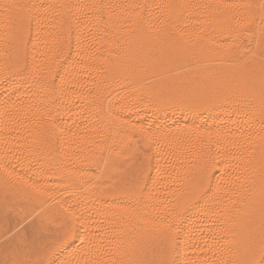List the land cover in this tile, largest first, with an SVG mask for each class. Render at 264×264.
<instances>
[{
  "label": "snow or ice",
  "instance_id": "6c2138e0",
  "mask_svg": "<svg viewBox=\"0 0 264 264\" xmlns=\"http://www.w3.org/2000/svg\"><path fill=\"white\" fill-rule=\"evenodd\" d=\"M193 25L220 28L234 42L236 30L248 25L247 33L258 37L256 47L240 56L253 62L244 89L193 95L174 88L152 94L148 107L153 117L171 113L195 124L207 111L225 113L226 121L215 116L219 125L173 130L141 119L149 113L139 106L125 115L133 109L112 104L126 79L119 53L110 47H119V33L131 30L198 61L213 50L204 46L206 29ZM47 28L53 29L47 32L50 46L41 51ZM0 88V170L19 201L5 199L0 264H81L88 253L84 264H195L181 256L189 248L204 253L199 264H264V0L0 3ZM9 140L19 147L10 149ZM77 142L79 153L66 150ZM16 152L20 163L13 165ZM133 164L132 178L104 193L111 197L103 202L106 212L76 198L81 173L94 171L100 186ZM225 177H234L231 188ZM257 181L259 220L253 212L241 256L226 246L234 223L230 193L247 198ZM14 214L20 216L15 227ZM204 220L207 235L203 223L194 226ZM145 238L158 242L159 259L141 258Z\"/></svg>",
  "mask_w": 264,
  "mask_h": 264
},
{
  "label": "bare ground",
  "instance_id": "6f19581e",
  "mask_svg": "<svg viewBox=\"0 0 264 264\" xmlns=\"http://www.w3.org/2000/svg\"><path fill=\"white\" fill-rule=\"evenodd\" d=\"M10 2V0H0V3ZM17 2L27 3L34 2V0H17ZM85 2V0H81ZM124 2L139 3V4H161L166 3L168 0H124ZM191 3H204V2H235V3H252L258 4L260 0H188ZM155 11V9H153ZM193 27H203L207 31L208 39L204 41V46L207 49L213 50L212 52L204 55L198 61L184 57L178 53L172 52L170 49L163 45L153 46L145 41L138 34L131 30L123 31L119 33V47L111 45L115 52L119 53V59L125 69L126 79L122 84L113 92L112 104L122 105L133 109L132 112H126L125 115H134L137 111V106L141 113L148 111V117L141 115V119H147L152 123H157V126L168 125L173 130L175 129H188L199 127L203 125L212 126L213 124L219 125L221 120H214L211 117L220 116L224 120H227L225 113L207 112L202 115L204 119H197L195 124L192 122V118L180 119L179 117L174 119L171 113H158L155 117L152 116V110L148 107L152 98V94L168 92L174 88H180L191 94H203L214 93L218 91H235L240 92L244 89L246 79L248 77L252 61H242L240 56L247 55L246 49L251 46L256 47L257 36H253L247 33L246 29L248 25H242L236 31L238 35L233 41V37L228 32L214 28L210 25H193ZM52 28H47L43 34V39L40 44V50L46 51V44L50 46V41L47 37V32L52 31ZM116 58L115 56L113 57ZM120 88L126 89L119 96L116 92L120 91ZM3 89L0 88V99L3 98ZM79 91V89H78ZM119 111V109H115ZM4 117L3 112L0 110V123H2ZM2 131V128H0ZM13 137L17 134L13 133ZM19 143L15 140H9V148H17ZM249 149L252 146H248ZM225 148L232 149L231 144H225ZM66 150L71 152H80V146L77 143H73L70 148ZM4 147L0 144V159H3ZM247 154V153H245ZM258 154V150H257ZM20 153L16 152L11 155V163L18 165L20 162L15 158ZM87 156V152L83 154ZM83 158V157H82ZM5 163L8 161L5 160ZM48 163V161H46ZM103 167V165H101ZM127 171L122 173H113L118 175L119 179L116 181H110L109 184L99 185V181L93 172H84L77 178L78 191L76 198L82 201H91L89 208L95 205V211L104 213L107 211V205L103 203L105 200H110L111 197L104 195L113 191V186L120 183L123 180H130L133 165L125 166ZM17 172L27 171L26 167H17ZM3 171L0 170V234H2L5 227L4 224V203L5 199L10 203L18 204V198L11 188L6 189L2 180ZM234 177H225L228 181L227 187H232V180ZM231 200L233 203L229 205L232 211V219L234 223H230L228 227L231 229L227 235L229 248L235 249L241 256L244 253L246 245L249 241V225L252 222V213L255 212V220H259V207H260V185L257 181L256 187L249 194L247 198L240 195L231 194ZM68 198L67 196L65 197ZM20 216L14 214L12 216V226L15 227V221ZM97 219H103V216L97 217ZM195 219V218H194ZM40 222L39 218L36 219V224ZM200 223L205 225V235H207V220L196 221L194 226H199ZM28 231H32L31 217L29 223L26 225ZM92 231H96L95 228ZM199 235V233H197ZM143 252L141 258L147 262H151L160 258L159 251L154 249L159 248V244L149 238H145L142 242ZM187 255L192 259L195 264H199L197 258H202L204 253L200 252L196 248H189L186 253H181V256ZM91 253L85 254L84 260H87ZM209 255H211L209 253ZM82 260L81 264H84Z\"/></svg>",
  "mask_w": 264,
  "mask_h": 264
}]
</instances>
